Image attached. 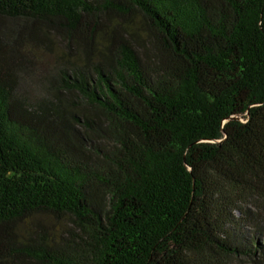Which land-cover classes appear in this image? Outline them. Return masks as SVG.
Segmentation results:
<instances>
[{
	"label": "trees",
	"instance_id": "obj_1",
	"mask_svg": "<svg viewBox=\"0 0 264 264\" xmlns=\"http://www.w3.org/2000/svg\"><path fill=\"white\" fill-rule=\"evenodd\" d=\"M0 264H264V0H0Z\"/></svg>",
	"mask_w": 264,
	"mask_h": 264
},
{
	"label": "rangeland",
	"instance_id": "obj_2",
	"mask_svg": "<svg viewBox=\"0 0 264 264\" xmlns=\"http://www.w3.org/2000/svg\"><path fill=\"white\" fill-rule=\"evenodd\" d=\"M139 31V30H138ZM140 32H143V31H140ZM42 224H45V228H47V230L51 233V234H59L65 227V225H67L68 223L67 222H61V223H58V222H55L53 220H48V219H45L43 221H41Z\"/></svg>",
	"mask_w": 264,
	"mask_h": 264
}]
</instances>
